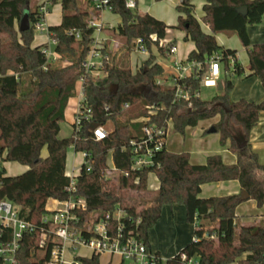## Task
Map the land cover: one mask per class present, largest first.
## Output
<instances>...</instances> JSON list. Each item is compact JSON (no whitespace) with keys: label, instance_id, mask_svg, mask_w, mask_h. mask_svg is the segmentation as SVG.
<instances>
[{"label":"trees","instance_id":"16d2710c","mask_svg":"<svg viewBox=\"0 0 264 264\" xmlns=\"http://www.w3.org/2000/svg\"><path fill=\"white\" fill-rule=\"evenodd\" d=\"M35 1L0 0V152L5 151L2 160L28 166L13 176L6 175L0 166V199L17 205L20 216L39 227L48 200L67 197L69 177L64 170L66 150L72 146L74 151L89 155L90 169L86 170L82 162L75 177L76 193L85 197L87 213L121 207L126 213L122 220L125 231L132 230L145 243L163 205L181 204L186 221L192 224L197 221L193 239L165 264H188L180 254L196 259L197 264H264V214L257 224L241 223L244 215L235 214L238 204L246 200H253L258 208L264 205V164L248 142L259 112L264 111V99L230 100L231 77L244 75V71L234 60L229 66L228 59L234 58L235 50L222 48L214 37L216 32L236 34L246 48L250 75L256 76L264 89V42L250 44L246 32L248 25L259 23L264 16V0H203L201 21L209 26L211 33L202 31L188 1L183 0L176 7L175 27L183 30L184 38L195 46L187 59L204 61L220 52L219 60L226 71L221 90L210 99L195 96L201 76L183 78L190 107L186 101L175 99L173 87L158 83L164 67L155 61L152 44L157 43L149 36L155 34L158 39L164 36L167 25L163 21L147 13L138 14L127 8L124 0H108L111 12L121 19L114 29L121 45L109 53L103 76L95 77L85 72L82 62L94 32L89 21L99 16V11L89 0H83V4L80 0H59L61 20L49 26L48 31L58 59L68 63L52 64L46 61L40 46H31L33 24L38 20ZM238 7H245V14L237 12ZM25 13L30 27L19 31V21ZM135 38L143 39L149 55L132 72L117 54L122 51V56L128 55ZM157 50L163 52L158 46ZM80 78H83L82 105L89 108V115L77 125L73 123L70 136L59 138V122ZM153 103L161 109L149 121H137L146 115V106ZM216 115L219 118L212 127L219 132L220 145L228 142V148L236 154L235 163L226 164L215 153L208 155L202 164H192L188 152L175 153L163 147L154 153L151 165L132 168L130 142L141 137L143 125H161L170 118L173 131L183 134L186 127ZM120 116L124 119L120 120ZM109 121L112 129L102 139L95 140L91 125L105 126ZM232 128L238 129V138ZM43 147L47 150L46 157L40 156ZM109 154L118 172L116 182L104 176ZM149 172L155 173L159 180L154 191L147 189ZM229 180L238 181V193L199 196L202 184ZM242 190L248 194L244 200L240 199ZM38 233L37 230L23 233L17 250L20 264H45L51 243L42 254L37 245ZM212 234L216 235L215 239L209 237ZM10 238L11 230L0 227V242ZM78 261L99 264V255L78 257Z\"/></svg>","mask_w":264,"mask_h":264},{"label":"built area","instance_id":"2783aa9c","mask_svg":"<svg viewBox=\"0 0 264 264\" xmlns=\"http://www.w3.org/2000/svg\"><path fill=\"white\" fill-rule=\"evenodd\" d=\"M89 1L99 11V14L104 10L111 12V6L108 0ZM124 3L127 8L135 10V0H124ZM36 12L38 20L33 24L34 30L48 34V28L44 24V17L48 12L47 3L43 2L39 4ZM89 25L94 27V31H99L102 27L99 16H93L89 21ZM149 38L157 43L156 45L152 44L153 46L161 47L163 54L171 59L170 67L172 69V75L168 86L174 88L175 99L177 101L184 100L188 107L191 106L190 95L185 84L181 82L187 76H201L200 86L215 87L217 85V80L220 76L218 55H212L204 61L189 59H186V61H178L174 58L176 52V46L174 44L166 42L162 38L158 39L155 34H151ZM52 42L54 43L53 40ZM114 43L108 47L105 45L104 39L92 37L88 53L82 62L85 72L94 74V70L103 71L105 64L110 60L109 53L118 47V41L114 40ZM39 46L47 62L51 63V61L58 58L57 53L49 46L48 42L41 43ZM130 51L139 55H149L142 38H135L131 42ZM230 59L233 60L232 57ZM142 62L143 60H139L138 67ZM82 80L83 78H80L81 82ZM195 96L199 97V90L195 91ZM82 100L83 94L81 86V99L75 113L74 123L76 125L81 119H86L90 112L88 107L82 105ZM160 109L161 106L155 103L147 105L146 115L136 120L147 122ZM170 128H172L170 118L161 125L151 123L141 127V137L130 142L133 169H141L152 164V156L154 153L165 147V137ZM92 132L95 140H100L107 134L104 125H96L92 129ZM70 147L72 148V146ZM81 153L83 156L82 162L86 170H89L90 164L87 160L89 155L85 152ZM106 174L118 175L110 155L107 156L106 160L105 177ZM68 177L69 182L66 187L67 197L50 199L49 204L45 207L47 212L42 215L39 227L22 218L17 205L9 200L0 199V227L11 230L10 240L0 242V264H20L17 259L19 240L24 232L30 233L35 230L39 232L37 245L41 251H44L47 244L51 243L49 256L45 264H79L78 257L82 256L74 254V251L79 247L89 249L91 254L95 255L106 253L111 256H116L120 261L119 263L122 262L123 264H165L158 252L151 249L148 243L139 239L132 230L127 229L125 231L122 220L126 213L121 207L117 206L113 210L105 212L87 213L85 197L76 193V175H68ZM137 181L138 178H135L134 182ZM138 221L139 219L136 220V223ZM196 224L197 221L193 225ZM209 237L215 239L216 235L212 234ZM180 258L187 261L188 264H197L196 259L187 258L185 254H180Z\"/></svg>","mask_w":264,"mask_h":264},{"label":"crops","instance_id":"0c3cea01","mask_svg":"<svg viewBox=\"0 0 264 264\" xmlns=\"http://www.w3.org/2000/svg\"><path fill=\"white\" fill-rule=\"evenodd\" d=\"M183 0H160V1H155V0H135V12L138 14H149L156 19H159L163 21L167 27L164 32V36L162 39L166 42H170L176 46V52L174 54V58L178 61H186L187 55L190 51H192L195 46L194 43L191 40H186L184 38L185 32L183 30H180L175 27L177 23V17H178V12L176 7L182 2ZM188 1L189 4L192 5V14L195 16L196 19L199 20L200 26L202 31L205 33H211V29L207 24L201 21V17L203 15L202 11V5L204 3L203 0H186ZM36 5H39L43 2L47 3L48 7V12L44 17V24L48 28L51 25H56L60 22L61 20V6L59 3V0H53V2L47 1V0H36ZM103 12L105 14L103 15ZM99 21L102 25L101 29L99 31H94L92 37H97L99 39H104L105 40V45L109 47L110 44H115L114 40H117L118 36L115 34V27L121 22V19L119 15L114 14L110 11L104 10L101 11L99 14ZM246 32L248 34V38L250 41V44H255V43H262L264 42V16L262 17L261 21L257 24H251L246 27ZM214 37L216 39V42L222 46L224 49H233L235 50V56L233 58L234 61L239 63L241 67L243 68L244 75L241 76H232V89L229 93V98L232 101H237L241 98L246 99L248 101H253V102H260L264 99V89L262 87V84L260 80L254 76L250 75V71L248 69V56H247V51L244 46H242L240 40L234 33H228V32H216L214 33ZM114 39V40H113ZM49 43L50 47H54V43L52 42L50 38V34H46L44 32L40 33L38 31L34 30V38L32 40L31 46H39L41 43ZM111 46V45H110ZM155 51L163 56L166 57L163 52H159L157 50V47L152 45V53L155 55V61L160 63L164 67V74L161 78L158 79V82L163 83L168 86L170 83L171 75H172V69L170 67V58L167 63H163L159 61L156 58V53ZM136 54L137 56L133 57V60L131 61V55ZM214 55H220V52L214 54ZM148 57V55H139L137 53L129 51L128 53V63H129V68L132 72H134L138 68V62L139 60H145ZM232 59H228L229 66L232 65ZM220 64V76L217 80V84L221 83L222 84V79L224 75L226 74V71L223 70V62L219 60ZM80 80V79H79ZM169 81L168 83L166 81ZM207 88H211L213 86H204ZM201 88V86H200ZM216 88V91H214L211 95V98L219 93L220 90L217 89V85L214 87ZM199 97L200 95V89H199ZM71 98V97H70ZM69 98V99H70ZM68 99V100H69ZM81 99V90L79 93V99L78 103L80 102ZM203 99V98H202ZM68 102V101H67ZM66 107V106H65ZM72 106H69V111L71 110ZM66 108L64 109V115L66 116ZM219 116L216 115L212 118L211 121V126L212 123H215L218 120ZM191 126L186 127L185 129L189 128ZM194 127V126H192ZM173 129V128H172ZM175 132V131H174ZM215 132V131H213ZM232 132L235 137H239L238 129L237 128H232ZM199 142H203V139H198ZM201 142V143H202ZM248 142L250 144V147L252 151H254L257 156L258 160L261 164H264V111H260L258 115V121L255 126L252 127V129L249 132L248 136ZM167 149V146L165 147ZM168 150V149H167ZM43 151H45V154H43ZM199 151V150H198ZM208 151V150H207ZM217 154L220 155L222 161L226 164H232L236 162V154L233 153L229 148H228V142L226 145L221 146L220 149L215 150ZM185 152V151H184ZM197 152V151H195ZM188 153L189 154V161L192 164H202L204 163L205 159L204 156L198 155V153ZM175 153H180V152H175ZM82 154V153H81ZM5 155V151L0 152V161H2V158ZM110 155V154H109ZM108 155V156H109ZM40 156L41 157H46L47 156V150L46 147H43L40 151ZM111 156V155H110ZM83 157V156H82ZM206 157V156H205ZM5 170L6 175L13 176L20 174L24 172L26 169H28L27 165L20 164L15 161H4L0 164ZM78 166H75V163L72 164L71 167L68 166L67 168V163L65 160V175H77ZM159 186V180L156 177L155 173L150 172L147 175V187L151 190H156ZM239 192V183L236 180H229V181H219V182H210V183H204L200 187V197H209V196H222V195H228V194H235ZM50 199L48 200L47 204H49ZM249 203H251L254 207L253 200H248ZM243 202L238 204V206L235 209V214L236 215H244V216H249V215H256V214H264V205L261 206L260 208L256 207L255 213H250L247 214L245 209V214L239 213L238 208L242 205ZM250 206V207H251ZM179 207V205H163L161 208L160 216L157 219L156 223L154 224L156 228V231L160 234H167L169 225H171V222L174 220L171 218L172 215H179L181 214L182 210H184L185 214V208L184 206ZM242 219V217L240 218ZM152 237V236H151ZM151 243L148 241V245L150 246L151 249H154V251L158 252L160 255V250L163 251H175L176 249L180 247H184L185 245V238L178 234L175 237V241L169 246L168 249L165 248L163 243H157L155 242L152 238H150ZM193 239V235H192ZM150 243V244H149ZM187 244V243H186ZM83 248V247H82ZM89 250V249H88ZM90 251V250H89ZM80 255V254H78ZM101 255H106V253H103ZM175 255V254H173ZM81 256V255H80ZM91 256V251L90 255ZM88 256V257H89ZM111 256V255H110ZM84 257V256H82ZM116 257V256H115ZM161 257V255H160ZM172 257V255H171ZM117 258V257H116ZM114 259V256H111L110 259L108 260L107 264H111L112 260ZM118 259V258H117ZM120 262V261H119Z\"/></svg>","mask_w":264,"mask_h":264},{"label":"rangeland","instance_id":"374dc122","mask_svg":"<svg viewBox=\"0 0 264 264\" xmlns=\"http://www.w3.org/2000/svg\"><path fill=\"white\" fill-rule=\"evenodd\" d=\"M80 2L83 4L84 1L80 0ZM33 3L36 4V2H33ZM104 14H105V12H103V15ZM35 33H36V30H35ZM0 37H2V35H0ZM116 39L118 41V46H120L121 45V39L119 37ZM111 52H113V51H111ZM155 53L157 55L156 58L159 61H161L163 63L168 62L170 57H163V56L159 55L156 51H155ZM117 55L121 56V59L125 63L126 66H129V63L127 61L128 55H126L125 57L122 56L123 55L122 51H120ZM134 56H137V55L132 54L131 55V61L133 60ZM51 63L52 64H59V65H66L68 62L66 60H61V59L57 58L54 61H51ZM93 72H94V74H91V75H93L95 77L103 76V71L94 70ZM96 75H98V76H96ZM166 82L168 83L169 81L167 80ZM80 90H81V81L77 80V82L75 83V95L68 100L66 107H65L67 109L66 110L67 114L65 116L64 115L65 113H64L63 119L59 122V132L57 135L59 138L68 137V136H70V134L72 132V125L75 122V113L77 111ZM214 91H216V88H214V87L207 88V87L201 86L200 95L203 99H210L211 95ZM69 106H72L70 111L68 110ZM119 119L123 120L124 117L120 116ZM211 121H212V119L200 120L196 126H194V127L191 126L187 129H185L183 134H179L177 132H174L173 129L170 128L168 134L165 137V147L167 146V149L171 152H184L185 151L188 153H193V152L197 151L195 153H198L199 157L204 156V158H206L210 154H215V152H216L215 150L220 149L219 132H217V131L209 132V129L212 127ZM112 126H113L112 122L109 121L105 125V129L107 131H109L112 129ZM199 138L203 139V142L201 141L202 143L198 141ZM43 154H45V151H43ZM82 161H83V157H82L81 152H76L71 147L67 148V150H66L67 168H68V166L71 167L72 164H74V163H75V166H78L79 164L82 163ZM2 162H4V160L0 161V164ZM257 175L260 176L261 175L260 172H257ZM117 177H118L117 174H114V175L106 174V178L110 179L113 182L117 181ZM147 189L149 191H154V190H151L149 188H147ZM253 204H254V207L251 206L252 204L249 203L248 200L243 201L242 205L238 208V212L242 213V214H245L246 212H247V214L255 213L256 212L255 209L257 206H256L255 202H253ZM176 205H179V207H181V209H183L182 208L183 205H181V204H176ZM245 209H247L248 211L245 212ZM262 215L263 214H259V215L256 214V215H249V216L247 215V216L242 217V219H240V222L241 223H255V224H257L260 221ZM171 218L174 220L171 222V225H169L167 234L164 235V234H160L158 232H154V231H156V228H154L155 225L148 230L147 237H148V241L150 243H151L150 238H152L157 243H163L165 248L168 249L169 246L176 240L175 237L178 234L182 235L185 238V244L192 240L194 225L192 223H189L186 221L184 210H182L181 214H179V215H177V214L172 215ZM182 248H183V246L176 249L175 251H171V252L160 250V255H161L163 262H165L167 259H169L171 257V255L173 256V254H177L178 252H180V250ZM74 254H80L81 256L88 257L90 255V251L86 248L79 247L77 250L74 251ZM110 257L111 256L108 254L99 255V264H107ZM118 263H119V259H117L114 256V259L112 260L111 264H118ZM231 264H236V262L231 263Z\"/></svg>","mask_w":264,"mask_h":264},{"label":"water","instance_id":"95a60500","mask_svg":"<svg viewBox=\"0 0 264 264\" xmlns=\"http://www.w3.org/2000/svg\"><path fill=\"white\" fill-rule=\"evenodd\" d=\"M237 12L241 13V14H245L246 12V8L245 7H238L237 8ZM30 27V23H29V20H28V16L27 14H23V16L21 17L20 21H19V25H18V29L19 31H24L26 29H28ZM221 83H218L217 84V89L218 90H221ZM217 105L223 107V105L221 103H217ZM226 110V109H225ZM227 111V110H226ZM97 124L93 123L91 125V129H94V127H96ZM212 131H215L213 127H211L209 129V132H212ZM248 197V194L245 190H242L241 193H240V199L241 200H244Z\"/></svg>","mask_w":264,"mask_h":264}]
</instances>
